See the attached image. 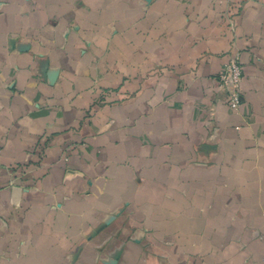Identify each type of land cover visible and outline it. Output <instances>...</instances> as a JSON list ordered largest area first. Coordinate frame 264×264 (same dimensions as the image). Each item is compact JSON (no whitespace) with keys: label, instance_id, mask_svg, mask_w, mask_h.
Wrapping results in <instances>:
<instances>
[{"label":"crops","instance_id":"0c3cea01","mask_svg":"<svg viewBox=\"0 0 264 264\" xmlns=\"http://www.w3.org/2000/svg\"><path fill=\"white\" fill-rule=\"evenodd\" d=\"M0 264H264V0H0Z\"/></svg>","mask_w":264,"mask_h":264},{"label":"built area","instance_id":"2783aa9c","mask_svg":"<svg viewBox=\"0 0 264 264\" xmlns=\"http://www.w3.org/2000/svg\"><path fill=\"white\" fill-rule=\"evenodd\" d=\"M242 81L243 68L238 62L231 63L218 78L219 86L228 93V104L233 110H238L243 103Z\"/></svg>","mask_w":264,"mask_h":264}]
</instances>
